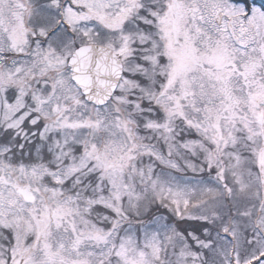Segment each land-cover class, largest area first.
Wrapping results in <instances>:
<instances>
[{
	"label": "snow or ice",
	"instance_id": "obj_1",
	"mask_svg": "<svg viewBox=\"0 0 264 264\" xmlns=\"http://www.w3.org/2000/svg\"><path fill=\"white\" fill-rule=\"evenodd\" d=\"M0 264H264V5L0 0Z\"/></svg>",
	"mask_w": 264,
	"mask_h": 264
},
{
	"label": "flooded vegetation",
	"instance_id": "obj_2",
	"mask_svg": "<svg viewBox=\"0 0 264 264\" xmlns=\"http://www.w3.org/2000/svg\"><path fill=\"white\" fill-rule=\"evenodd\" d=\"M258 5H264V0H255Z\"/></svg>",
	"mask_w": 264,
	"mask_h": 264
}]
</instances>
